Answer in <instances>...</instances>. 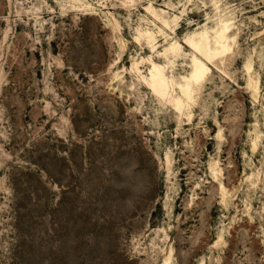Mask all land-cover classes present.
<instances>
[{
  "label": "rangeland",
  "instance_id": "374dc122",
  "mask_svg": "<svg viewBox=\"0 0 264 264\" xmlns=\"http://www.w3.org/2000/svg\"><path fill=\"white\" fill-rule=\"evenodd\" d=\"M0 264H264V0H0Z\"/></svg>",
  "mask_w": 264,
  "mask_h": 264
},
{
  "label": "bare ground",
  "instance_id": "6f19581e",
  "mask_svg": "<svg viewBox=\"0 0 264 264\" xmlns=\"http://www.w3.org/2000/svg\"><path fill=\"white\" fill-rule=\"evenodd\" d=\"M228 32L229 27L226 23L222 26L217 37H215V49L210 46L209 38L206 35H200L198 37L199 41L197 42L192 38H187L185 40V44L191 47L201 57V59H198L197 57L193 59V72L188 80L189 85L181 87L184 95L187 97L188 100L193 99L192 86L200 85L204 81L206 75L209 74V72L211 71V69L202 59H205L209 62H213L215 59H218L221 55H224L226 53L228 54V52H230V47L225 44ZM179 46L180 45H178V47ZM178 47L174 45L172 47V50L174 51ZM149 84L151 85L155 93L159 96L168 97L172 95V92L170 90V81L165 76L163 67L156 63L152 64L151 78L149 80ZM175 104L178 109H182L184 107V103L182 100H175Z\"/></svg>",
  "mask_w": 264,
  "mask_h": 264
}]
</instances>
